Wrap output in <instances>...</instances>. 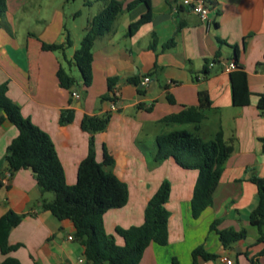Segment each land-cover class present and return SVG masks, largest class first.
Returning a JSON list of instances; mask_svg holds the SVG:
<instances>
[{"label":"crops","instance_id":"obj_1","mask_svg":"<svg viewBox=\"0 0 264 264\" xmlns=\"http://www.w3.org/2000/svg\"><path fill=\"white\" fill-rule=\"evenodd\" d=\"M6 1L7 11L0 17V86L8 84L7 95L20 106L23 117L49 135L68 186L77 183L79 165L89 154L92 135L82 129L83 118L111 115L108 128L93 139L96 161L103 163L107 152L114 161L112 172L129 188L128 204L104 217L105 230L117 245L124 241L116 229L141 226L149 201L168 181V244H151L140 264H170L174 258L191 264V253L199 246L219 255L201 264H227V260L252 264L251 259L264 264V255L259 257L264 245L256 244L259 233L249 221L258 203L255 181L264 180V109L257 106L258 97L264 95V0H202L208 22L183 7V0H150L152 21L130 37V24L147 12L139 4L96 41L89 88L72 64L81 40L72 46L63 18L53 23L42 20L40 27V19L36 25L11 12ZM116 1L126 6L134 0ZM44 44H63L64 49L47 51ZM231 62L247 75L248 105L233 104ZM60 65L77 80L79 99L60 86ZM109 80L115 81V111L113 102L101 100L109 94ZM200 94L207 96L210 107L204 111L199 135L211 140L221 129L233 153L212 205L194 219L191 203L199 172L185 170L172 159L155 164L153 151L159 135L194 130L193 124L169 126L162 121L186 108L200 107ZM65 110L73 111L74 117L61 124ZM18 135L0 109V218L10 210L23 216L9 237L11 245L22 246L11 256L22 264H80L84 247L75 239L74 224L42 209V199L52 200L50 193H41L31 170L8 172L7 148ZM215 221L220 222L217 231L245 230L246 238L222 248L217 231L211 230Z\"/></svg>","mask_w":264,"mask_h":264},{"label":"trees","instance_id":"obj_2","mask_svg":"<svg viewBox=\"0 0 264 264\" xmlns=\"http://www.w3.org/2000/svg\"><path fill=\"white\" fill-rule=\"evenodd\" d=\"M107 1V0H104ZM139 4L147 8L146 14L137 22L130 24L127 36H134L145 24L152 21L150 0H134L127 4L116 0H108L104 8L94 16L82 38L80 48L75 52L72 64L79 70L83 85L89 88L93 80L94 45L105 33L111 32L118 18L133 10ZM7 11V1L0 0V17ZM69 45V41L67 42ZM173 44L171 41L165 47ZM47 51L64 49L63 44L43 45ZM236 50V49H235ZM236 64V62H234ZM60 86L72 92L77 89L78 82L60 65L57 72ZM232 98L234 106L241 107L250 103V91L246 73L238 68L231 74ZM114 80L108 81L109 94L102 101L117 102L112 87ZM8 84L0 86V109L10 122L16 126L19 135L7 148L5 161L10 175L20 170H31L42 194H53L52 200L42 199V209L51 212L58 220H70L76 229L75 239L84 247L85 264H140L146 249L151 244L166 246L168 244V220L170 213L166 204L170 198L171 186L164 181L158 191L149 201L141 226L129 229H116V235L123 239L124 245L119 246L115 237L107 234L104 217L111 210L121 209L128 204L129 188L112 172L113 158L105 152L104 162L96 161L93 135L104 132L110 123L111 115L85 116L82 129L92 135L88 156L78 168L77 183L68 186L63 166L57 156L54 144L47 133L23 117L21 108L12 102L8 95ZM112 94L113 96H110ZM258 108L264 109V95L258 97ZM210 107L207 96L200 94V107L186 108L176 115L165 118L166 125L193 124L194 130H174L161 134L156 139L153 158L155 164L166 160H174L185 170L199 172L191 203L194 219H198L213 203L214 194L220 183L224 167L233 153V148L224 140L219 129L211 140H205L199 135V127L205 120V109ZM73 111L61 113L60 123L66 124L73 120ZM258 187V203L251 212L249 221L258 230L259 238L256 244L264 245V180L255 181ZM23 216L8 211L0 218V264H22L11 256L22 245H11V231L22 222ZM219 221L211 225L212 231H217ZM222 248L227 249L232 244L244 240L245 230L217 231ZM264 255V248L259 257ZM191 264H201L200 261H215L216 253H210L203 246L195 248ZM252 264H259L251 259ZM170 264H180L174 258Z\"/></svg>","mask_w":264,"mask_h":264},{"label":"rangeland","instance_id":"obj_3","mask_svg":"<svg viewBox=\"0 0 264 264\" xmlns=\"http://www.w3.org/2000/svg\"><path fill=\"white\" fill-rule=\"evenodd\" d=\"M9 3L11 12L24 15L36 25L40 19V27L42 20L53 23L57 18H63L65 34L70 35L72 46L82 41L84 28L106 4L104 0H9ZM50 196L53 198V194ZM253 229L256 233L257 229Z\"/></svg>","mask_w":264,"mask_h":264},{"label":"built area","instance_id":"obj_4","mask_svg":"<svg viewBox=\"0 0 264 264\" xmlns=\"http://www.w3.org/2000/svg\"><path fill=\"white\" fill-rule=\"evenodd\" d=\"M182 6L183 7H188V8H191V10L196 13L197 15L200 16V18L205 21V22H208L209 21V12H208V9L204 6L203 4V1L202 0H183L182 1ZM229 69L230 70H235L236 69V64L234 62H231L229 64ZM144 83H147V81H145ZM115 95H117V93L115 92ZM72 97L74 99H79L80 98V95L79 93L74 90L72 92ZM116 102H113L112 103V110H116ZM10 175H8L7 177H9ZM70 240H73V237H69ZM227 264H232V261L230 260H227L226 261ZM79 263L80 264H83L85 263V258H82L79 260Z\"/></svg>","mask_w":264,"mask_h":264}]
</instances>
